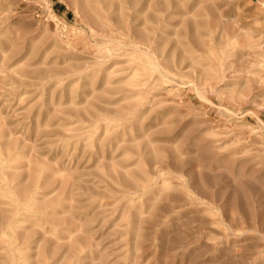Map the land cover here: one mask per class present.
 <instances>
[{
  "label": "rangeland",
  "instance_id": "rangeland-1",
  "mask_svg": "<svg viewBox=\"0 0 264 264\" xmlns=\"http://www.w3.org/2000/svg\"><path fill=\"white\" fill-rule=\"evenodd\" d=\"M0 0V264H264V0Z\"/></svg>",
  "mask_w": 264,
  "mask_h": 264
},
{
  "label": "bare ground",
  "instance_id": "bare-ground-1",
  "mask_svg": "<svg viewBox=\"0 0 264 264\" xmlns=\"http://www.w3.org/2000/svg\"><path fill=\"white\" fill-rule=\"evenodd\" d=\"M94 2H96V1L94 0Z\"/></svg>",
  "mask_w": 264,
  "mask_h": 264
}]
</instances>
